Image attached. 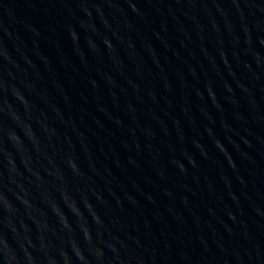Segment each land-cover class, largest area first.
I'll return each instance as SVG.
<instances>
[{
	"label": "water",
	"instance_id": "1",
	"mask_svg": "<svg viewBox=\"0 0 264 264\" xmlns=\"http://www.w3.org/2000/svg\"><path fill=\"white\" fill-rule=\"evenodd\" d=\"M0 264H264V0H0Z\"/></svg>",
	"mask_w": 264,
	"mask_h": 264
}]
</instances>
